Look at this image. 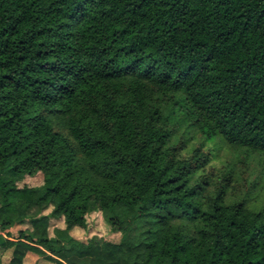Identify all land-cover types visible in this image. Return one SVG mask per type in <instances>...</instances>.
<instances>
[{
	"label": "trees",
	"instance_id": "obj_1",
	"mask_svg": "<svg viewBox=\"0 0 264 264\" xmlns=\"http://www.w3.org/2000/svg\"><path fill=\"white\" fill-rule=\"evenodd\" d=\"M186 127L264 154V0H0V251L17 264H264V205L211 192L209 160L174 142ZM94 213L119 243L73 236Z\"/></svg>",
	"mask_w": 264,
	"mask_h": 264
},
{
	"label": "rangeland",
	"instance_id": "obj_2",
	"mask_svg": "<svg viewBox=\"0 0 264 264\" xmlns=\"http://www.w3.org/2000/svg\"><path fill=\"white\" fill-rule=\"evenodd\" d=\"M175 125L177 126V123L174 122L171 127L175 128ZM174 142L176 145L178 142H182L180 146L184 148L181 155L184 158H191L195 150H200V154L209 160L200 174L210 183L211 192L228 186L226 187L228 201L243 199L256 208L264 205V154L235 148L219 139L209 142L197 128L187 129L186 127L178 131L175 130ZM42 184L43 175L37 174L35 177H26L19 186L36 187ZM50 211L48 210L45 214ZM57 227L64 228V222L54 219L51 223V234ZM26 228V226L22 227V229ZM20 229L21 227H18L12 233L17 236ZM58 236L61 238L64 235L59 234ZM73 236L82 241H87L95 236L113 243L121 241V234L114 233L100 213L90 215L87 229L76 230ZM18 252V250L15 251V248L6 252L0 251V259L3 264H17L20 255H22ZM23 259V264H52L31 253Z\"/></svg>",
	"mask_w": 264,
	"mask_h": 264
},
{
	"label": "crops",
	"instance_id": "obj_3",
	"mask_svg": "<svg viewBox=\"0 0 264 264\" xmlns=\"http://www.w3.org/2000/svg\"><path fill=\"white\" fill-rule=\"evenodd\" d=\"M3 263V262H2Z\"/></svg>",
	"mask_w": 264,
	"mask_h": 264
}]
</instances>
